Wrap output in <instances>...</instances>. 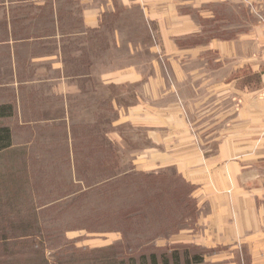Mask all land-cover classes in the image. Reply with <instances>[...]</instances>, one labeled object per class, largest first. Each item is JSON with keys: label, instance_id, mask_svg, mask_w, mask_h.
I'll return each instance as SVG.
<instances>
[{"label": "crops", "instance_id": "0c3cea01", "mask_svg": "<svg viewBox=\"0 0 264 264\" xmlns=\"http://www.w3.org/2000/svg\"><path fill=\"white\" fill-rule=\"evenodd\" d=\"M133 9L159 60L104 70L86 47ZM124 20L125 37L115 29L111 41L132 56ZM263 55L264 0H0L6 150L24 144L15 130L43 146L53 142L35 129L53 128L58 146L46 154L72 172L173 168L192 189L195 221L170 243L202 249L199 264H264ZM137 131L142 142L127 150Z\"/></svg>", "mask_w": 264, "mask_h": 264}, {"label": "rangeland", "instance_id": "374dc122", "mask_svg": "<svg viewBox=\"0 0 264 264\" xmlns=\"http://www.w3.org/2000/svg\"><path fill=\"white\" fill-rule=\"evenodd\" d=\"M120 17L130 21L126 37L132 31L134 55L125 41L115 49L113 30H122L125 37L127 28L121 25L123 21L114 27L116 20L110 19L100 43L90 42L86 55H102L104 70L159 60L156 53L148 52L150 42L138 12L125 11L116 19ZM52 129H35L42 140L53 142L43 146L25 144L31 137L29 131L15 130L16 143L24 144L0 153V264H103L108 254L126 260L151 252L170 257L174 251L183 264L185 254L189 259L203 254L202 249L170 243L173 234L195 221L192 189L173 168L136 174L126 163L111 171L109 179L100 171L72 172L46 154L58 146L53 140L60 134ZM127 134V150L133 149V142H142L141 132ZM24 152L46 158L23 162ZM22 163L27 164V175ZM79 180L93 187L83 189L76 184Z\"/></svg>", "mask_w": 264, "mask_h": 264}, {"label": "trees", "instance_id": "16d2710c", "mask_svg": "<svg viewBox=\"0 0 264 264\" xmlns=\"http://www.w3.org/2000/svg\"><path fill=\"white\" fill-rule=\"evenodd\" d=\"M3 108H0V118L3 117ZM11 146V135L7 128H0V153L4 152L7 148ZM106 250L111 251V248ZM180 254L178 251L171 253L170 257L166 255H161L160 257L156 253L141 254L138 259L134 257H129L128 259L116 257L115 254H108L103 256V264H182L180 261ZM199 256H193L189 259L188 255L185 254L183 264H199Z\"/></svg>", "mask_w": 264, "mask_h": 264}, {"label": "built area", "instance_id": "2783aa9c", "mask_svg": "<svg viewBox=\"0 0 264 264\" xmlns=\"http://www.w3.org/2000/svg\"><path fill=\"white\" fill-rule=\"evenodd\" d=\"M263 57H264V55H263Z\"/></svg>", "mask_w": 264, "mask_h": 264}]
</instances>
